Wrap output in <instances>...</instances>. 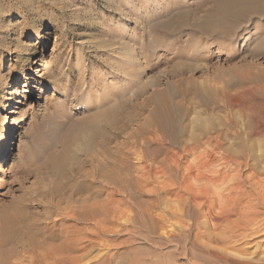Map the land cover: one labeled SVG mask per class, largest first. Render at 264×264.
Segmentation results:
<instances>
[{"label":"rangeland","instance_id":"obj_1","mask_svg":"<svg viewBox=\"0 0 264 264\" xmlns=\"http://www.w3.org/2000/svg\"><path fill=\"white\" fill-rule=\"evenodd\" d=\"M263 36L264 0H0V151L11 148L0 157V209L23 199L24 226L39 241L53 230L60 243L74 224L77 264H165L160 234L170 224L154 215L179 209L182 193L138 187L140 167L169 151L137 148L132 135L166 104L186 110L190 132L228 117L241 125L243 104L264 103ZM22 90L30 96L15 104ZM71 213L80 220H62ZM148 213L154 220L142 223Z\"/></svg>","mask_w":264,"mask_h":264},{"label":"bare ground","instance_id":"obj_2","mask_svg":"<svg viewBox=\"0 0 264 264\" xmlns=\"http://www.w3.org/2000/svg\"><path fill=\"white\" fill-rule=\"evenodd\" d=\"M177 13L180 14L181 12ZM207 14L212 20L218 18L214 9L208 11ZM222 34L225 37L233 35L231 31H225ZM210 36H214V34ZM157 41L154 40L155 44ZM260 41H264V36ZM154 45L153 47L157 46ZM188 60H185V63L194 64L199 62L198 60H192V58L190 61ZM183 72V69L177 65L171 70L172 75L178 77ZM28 96H30L29 92L22 90L20 97L14 103L19 104L21 98ZM201 102L206 108L211 105L205 99ZM259 103L256 105L243 104L240 108L243 118L241 125L235 118L228 117L225 118L226 120L223 123H217L215 127L197 125L198 129L195 130L198 131L194 132L192 129L193 131L190 132L188 130L189 125L186 122L188 117L184 112L186 110L180 112L178 104L176 106L166 104L162 109L155 107L151 111L149 121L147 120L148 122L144 123V128L137 126L136 129L139 131L136 135H138V138L136 135H132L135 147H137V143L142 147L152 142L161 146L166 145L169 149H167V152H169L164 153L163 158L161 157L162 159L160 158L158 162L156 160V163L153 161L147 164L148 162L145 161L147 165L143 168L140 167L142 173L137 176V179L135 178L138 187L142 186V181H151L158 182L160 186L156 187L159 188L158 190L161 189L163 193H171L172 189L182 193V196H177L176 199L181 204L179 209L167 213L166 210L160 208L162 211L159 209L158 219L154 215V220L152 216L154 213L152 212V214L148 213L146 218L145 216L141 218L142 223H148L147 218H149L154 220V223L159 220L158 222L162 226L166 223L170 224L169 229L166 230L167 226H165V231H161L160 234L161 239L165 244H168L167 248H171L168 254L170 258L166 256L169 259L165 264H264V245L261 244L264 242V103ZM12 132L13 129L10 134L6 133V136H12ZM201 148L202 150H200ZM10 152V147L4 148L0 151V157L7 156ZM153 152L150 151L149 153L153 154ZM141 153L142 151L137 154L138 158L142 157ZM190 156L193 157L191 161L182 162L184 158ZM145 157L147 158L146 155ZM117 188L121 189L120 187ZM115 191L118 192V189ZM159 200H157L156 205L162 203ZM22 201L23 199L17 200L0 209V264H75L78 262L79 260L72 255L80 239H76L74 224L66 225L64 239L60 243L56 242L58 235L53 230L48 234H44L46 237L44 238L43 235L44 239L39 241L32 236L33 232L28 229L29 233L24 226L26 217L23 219V207L19 206ZM167 201L166 204L163 201L164 206H167ZM103 206L106 205L103 204ZM169 207L167 206V210ZM78 217L75 213H71L66 214L63 217L65 219L62 220H66V222L77 221L80 220ZM56 221L53 220L51 221L52 224L47 225L53 226ZM136 223L138 224V222ZM160 225L158 223V227ZM147 229L149 228L147 227ZM162 229L160 227V230ZM153 233L155 234V232ZM38 236L37 238H40ZM260 238H263V240L258 243ZM146 239L151 240L150 238ZM128 243L131 244V242ZM158 244L157 246H160ZM165 244L162 246H165ZM252 246H255V249L249 251ZM151 251L153 255L154 253H156V256L159 255L158 247L152 248ZM164 259L166 258L164 257ZM147 262L150 264L152 261L147 260L145 263L147 264ZM153 263L156 264V261Z\"/></svg>","mask_w":264,"mask_h":264}]
</instances>
